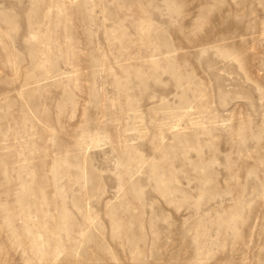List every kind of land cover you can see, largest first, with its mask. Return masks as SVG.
Listing matches in <instances>:
<instances>
[{"label":"rangeland","instance_id":"rangeland-1","mask_svg":"<svg viewBox=\"0 0 264 264\" xmlns=\"http://www.w3.org/2000/svg\"><path fill=\"white\" fill-rule=\"evenodd\" d=\"M0 264H264V0H0Z\"/></svg>","mask_w":264,"mask_h":264}]
</instances>
